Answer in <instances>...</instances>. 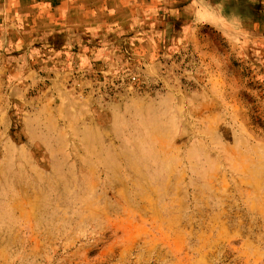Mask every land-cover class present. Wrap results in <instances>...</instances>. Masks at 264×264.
<instances>
[{
    "label": "rangeland",
    "instance_id": "1",
    "mask_svg": "<svg viewBox=\"0 0 264 264\" xmlns=\"http://www.w3.org/2000/svg\"><path fill=\"white\" fill-rule=\"evenodd\" d=\"M106 1L0 0V264H264V0Z\"/></svg>",
    "mask_w": 264,
    "mask_h": 264
},
{
    "label": "crops",
    "instance_id": "2",
    "mask_svg": "<svg viewBox=\"0 0 264 264\" xmlns=\"http://www.w3.org/2000/svg\"><path fill=\"white\" fill-rule=\"evenodd\" d=\"M17 3H26L31 4L33 6L36 5V9L38 12L47 13L50 10L58 9V18L68 16H76V14L80 15L81 11L86 10V8L91 6L92 4H108L106 0H15ZM86 3V6L82 4ZM102 4L103 8L105 7ZM92 10V9H90ZM106 17L110 18V14ZM59 31V30H58Z\"/></svg>",
    "mask_w": 264,
    "mask_h": 264
}]
</instances>
